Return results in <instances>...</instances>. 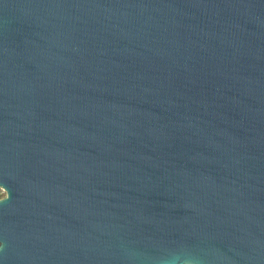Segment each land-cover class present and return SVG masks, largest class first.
<instances>
[{
    "label": "water",
    "instance_id": "1",
    "mask_svg": "<svg viewBox=\"0 0 264 264\" xmlns=\"http://www.w3.org/2000/svg\"><path fill=\"white\" fill-rule=\"evenodd\" d=\"M0 264H264V0H0Z\"/></svg>",
    "mask_w": 264,
    "mask_h": 264
},
{
    "label": "rangeland",
    "instance_id": "2",
    "mask_svg": "<svg viewBox=\"0 0 264 264\" xmlns=\"http://www.w3.org/2000/svg\"><path fill=\"white\" fill-rule=\"evenodd\" d=\"M5 194V191L3 190V188L0 187V196H3Z\"/></svg>",
    "mask_w": 264,
    "mask_h": 264
}]
</instances>
